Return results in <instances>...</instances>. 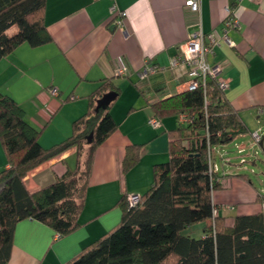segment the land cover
<instances>
[{"label": "crops", "instance_id": "obj_1", "mask_svg": "<svg viewBox=\"0 0 264 264\" xmlns=\"http://www.w3.org/2000/svg\"><path fill=\"white\" fill-rule=\"evenodd\" d=\"M197 2L192 10L184 0H45L43 20L51 39L37 46L22 42L0 58V91L17 101L26 120L40 129L42 147L71 133L72 121L86 111L101 79L110 77L119 87L109 106L116 127L92 152L77 227L58 236L38 220L18 221L6 264H64L117 223L119 199L149 187L154 164L167 159V130L180 122L173 114L157 117L152 104L186 89L185 67L171 62L192 32L200 30L205 42L209 34L215 38L206 61L219 66V76L228 84L224 95L243 120L251 110L257 118L264 114V0ZM228 17L238 24L224 30ZM224 31L230 44L222 38ZM118 64L126 67L124 74L115 73ZM150 117L158 125L150 124ZM254 131L258 133L248 130L233 138L250 132L262 143ZM132 145L139 149L138 158L124 171L126 148ZM87 148L84 143L81 163ZM76 164L77 147L71 145L28 170L23 181L36 190ZM5 166L0 142V168ZM214 193V212L229 215L233 206ZM246 202L252 205L244 209L264 210L256 195Z\"/></svg>", "mask_w": 264, "mask_h": 264}, {"label": "trees", "instance_id": "obj_2", "mask_svg": "<svg viewBox=\"0 0 264 264\" xmlns=\"http://www.w3.org/2000/svg\"><path fill=\"white\" fill-rule=\"evenodd\" d=\"M44 3L0 0V58L22 42L37 46L51 39ZM105 90L117 94L119 87L110 77L101 79L86 111L72 121L71 133L48 147L40 145V129L26 120L20 104L0 91V142L7 165L0 168V264L9 259L15 225L22 219L38 220L58 236L77 227L92 152L116 127L112 101L95 109ZM152 108L159 118L180 112L190 118L167 130V159L154 164L152 183L138 200L129 206L125 197L119 199L117 223L64 264H264V210L224 217L214 212L211 198L223 175L209 171L208 151L249 130L239 111L208 76L203 85L155 101ZM84 143L88 148L81 163ZM71 145L77 147L76 166L29 190L23 181L28 170ZM138 150L137 145L126 148L124 171L136 162ZM256 199L264 201V195ZM196 222H203L199 236L183 231Z\"/></svg>", "mask_w": 264, "mask_h": 264}, {"label": "rangeland", "instance_id": "obj_3", "mask_svg": "<svg viewBox=\"0 0 264 264\" xmlns=\"http://www.w3.org/2000/svg\"><path fill=\"white\" fill-rule=\"evenodd\" d=\"M243 117L250 131L258 129L263 142L260 144L254 141L251 133L247 132L224 145L213 147L211 151L215 171L218 175H223L220 179L222 186L214 189V195L215 198L228 201L229 205L233 206L226 211L229 215L242 210L252 213V210L244 209L252 205L246 201L256 194L264 195V114L257 118L255 111L251 110ZM260 205L264 208V201H261ZM202 225L203 222H196L183 231L192 236H199Z\"/></svg>", "mask_w": 264, "mask_h": 264}, {"label": "built area", "instance_id": "obj_4", "mask_svg": "<svg viewBox=\"0 0 264 264\" xmlns=\"http://www.w3.org/2000/svg\"><path fill=\"white\" fill-rule=\"evenodd\" d=\"M184 4L192 10H196L198 7L197 0H184ZM238 24V20L235 17H228L225 21L226 30L228 27H235ZM222 38L230 44V39L227 34H222ZM208 42L204 41V35L200 30L192 32L186 41L181 45L180 54L172 59V65H183L186 69L188 78L185 81L186 89H193L198 85H203L205 77H211L215 80L217 87L224 91L227 87V80L219 76L220 68L217 64L211 65L206 61V55L211 51L212 43L215 42V38L212 35H208ZM151 70V67L145 68L141 75H145L148 71ZM126 72V67L124 65L118 64L115 67L116 74H124ZM55 89H52L54 92ZM55 93V92H54ZM208 100L204 98V103L207 104ZM178 120L181 123H184L189 120V116L180 112L177 115ZM148 122L152 125H158V120L155 117H150ZM253 135L258 138L259 135L256 131L253 132ZM211 151L212 148L208 151V169L210 172L215 171V164L211 160ZM139 198L138 194H131L127 197V204L133 205ZM215 211V210H214Z\"/></svg>", "mask_w": 264, "mask_h": 264}, {"label": "water", "instance_id": "obj_5", "mask_svg": "<svg viewBox=\"0 0 264 264\" xmlns=\"http://www.w3.org/2000/svg\"><path fill=\"white\" fill-rule=\"evenodd\" d=\"M115 95L116 93L113 90H109V91L102 93V95L96 100L95 109L97 110L98 108L106 107L110 103V101L114 99ZM91 135H92L91 132L87 135V138H86L87 142H90Z\"/></svg>", "mask_w": 264, "mask_h": 264}]
</instances>
